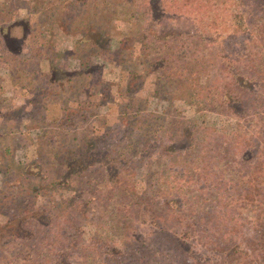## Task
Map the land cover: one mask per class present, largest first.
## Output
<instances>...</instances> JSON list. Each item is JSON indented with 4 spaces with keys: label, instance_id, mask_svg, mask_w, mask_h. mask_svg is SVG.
Masks as SVG:
<instances>
[{
    "label": "rangeland",
    "instance_id": "obj_1",
    "mask_svg": "<svg viewBox=\"0 0 264 264\" xmlns=\"http://www.w3.org/2000/svg\"><path fill=\"white\" fill-rule=\"evenodd\" d=\"M9 1L13 21L26 18L31 26L36 25V16L31 13L36 11L39 0ZM129 5L136 14L142 13L145 6L142 1ZM124 13L122 9L117 12L119 17ZM164 15L165 21L152 26L153 33H182L175 42L171 40L166 45L158 40L155 48H143L132 41L147 20L135 16L131 17L132 26L127 27L124 22L115 28L113 24L109 26L110 56H99L96 46L57 32L54 55L46 50L47 60L40 63L39 69L51 72L53 62V75L62 81L70 79L68 84L72 86L68 89L29 91L33 85L30 79L18 75L11 78L8 74L9 65L16 63L15 57L6 54L0 59V127L4 124L6 132L12 129L15 137L0 145L8 148L6 158L17 166V171L0 173V264H17L19 256L30 257V264H61L65 257L58 260L56 251L59 255L67 251L68 260L73 263L91 250L104 254L103 250L117 246L130 234L142 239V245L150 233L168 220L162 200L187 199L190 189L198 188L183 178L179 182L175 171L176 181L172 182L175 178L170 164L174 162L176 167L194 160L197 149L193 145L189 149L190 138L198 142L213 140L215 135L228 137L236 118L223 112L217 103L208 108L200 92L189 98L187 93L192 92L193 85L197 82L203 86L212 74L219 76V81L214 78L211 86L221 90L222 69L216 64L219 58L209 56L202 41L188 39L195 25L191 17L174 22L175 28L170 30L171 18ZM17 23L11 34H18L23 28ZM129 31L131 35L126 36ZM99 40L104 47V39ZM220 45L221 39H217L212 48L218 50ZM169 49L177 52L180 60L170 58L164 68L156 65L155 58L165 57ZM207 60L212 62L206 64ZM193 61L199 62L198 69L193 70L202 72L190 74ZM27 110L30 113L25 114ZM205 132L213 137H202ZM213 145L209 143V148ZM127 158H133L134 163L125 170L117 160ZM157 167L158 173L164 175L158 185L154 173ZM128 169L141 179L135 189L141 186L164 196L157 195L150 201L149 193H145L139 206L137 199L121 198L119 191H111L105 173L125 175ZM153 188L156 189L152 191ZM175 191L188 194L173 196ZM163 235L168 237L166 232ZM51 236L68 241L81 236L83 244L76 249L66 250L63 246L58 250V245L49 242ZM39 253L48 262L42 261ZM160 257L158 254L156 260ZM147 264L158 263L151 258Z\"/></svg>",
    "mask_w": 264,
    "mask_h": 264
},
{
    "label": "trees",
    "instance_id": "obj_2",
    "mask_svg": "<svg viewBox=\"0 0 264 264\" xmlns=\"http://www.w3.org/2000/svg\"><path fill=\"white\" fill-rule=\"evenodd\" d=\"M135 1L144 2L142 13L136 14V9L129 5ZM9 2H0V59H4L6 54L15 57L16 63L9 65L8 74L11 78L18 75L30 79L33 85L29 91L48 89L52 92L72 86L68 84L70 79L62 81L53 75V62H50L51 72L39 69L40 63L47 60L46 50L53 51L54 55L57 32L78 38L77 42L96 46L95 53L99 56H110L112 53H109L107 43H110L112 27L109 26L112 24L115 28L124 22L128 27L134 23L131 17L147 19L132 41L143 48H155L158 40L168 45L182 35L173 31L159 35L153 33L152 26H157L160 20L165 21L164 14L171 18L170 30L175 28L174 22L191 17L195 25L188 39L197 43L202 41L208 48V55L219 58L216 64L222 69V86L219 84V91L211 86L210 81L219 78L212 74L206 77L203 86L196 82L192 92L187 94L194 98L200 92L199 96L205 99L208 108H214L217 103L223 112L236 118L234 128L226 138L215 135L213 140L198 142L190 138L192 144L189 149L192 145L197 149L194 160H199L200 165L194 160H187L182 166L174 167V162L170 164L175 178L172 182L176 181L175 171L179 174V182L183 178L185 182L199 186L190 189L187 199L179 197L187 192L175 191L173 196L179 199L162 200L168 211L164 217L168 220L159 230L150 233L142 245V239L134 234L126 235L117 246L103 250L104 254L91 250L74 259L73 263L68 260L67 251H61L60 255L56 251L58 260L65 257L61 264H147L151 258L158 264H264V0H39L36 11H31L36 16L35 26H31L26 18L13 21ZM121 9L125 13L119 17L117 12ZM15 23L23 28L19 27L21 31L18 34H11ZM131 33L129 31L126 36ZM100 38L104 39V47L99 44ZM217 39H221L218 50L212 48ZM164 55L155 58L156 65L164 68L171 62L170 58L180 60L173 49ZM198 64L193 61L190 74L202 72L193 70L198 69ZM132 74L139 76L136 71ZM90 89L96 90V87ZM24 112L30 113L28 110ZM3 125L0 127V144L15 138L13 130L6 132ZM201 136L213 137L207 132ZM209 143L214 144L213 148H209ZM163 151L168 152L166 149ZM7 152L8 148L0 145V173L17 171L12 159L6 158ZM143 159L138 160L142 162ZM121 160L125 161H117L125 166V170L127 165L130 167L134 163L133 158ZM158 167L154 171L157 185L164 179V175L158 173ZM105 175L110 181L111 191H119L121 198L137 199L139 206H142L140 202L145 193H149L150 201L157 195L164 196L160 191L151 192L141 186L137 191L135 185H140L141 179L133 169H128L125 175L116 171ZM163 232L168 237H164ZM81 238L68 241L51 236L49 242L58 245V250L63 246L68 250L82 245ZM139 248L142 249L140 253ZM161 250L166 251L161 253ZM158 254L161 257L156 260ZM38 255L42 261L48 262L41 253ZM30 259L19 256L16 262L30 264Z\"/></svg>",
    "mask_w": 264,
    "mask_h": 264
}]
</instances>
